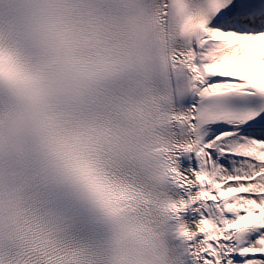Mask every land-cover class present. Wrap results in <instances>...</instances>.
I'll use <instances>...</instances> for the list:
<instances>
[{
    "label": "snow or ice",
    "instance_id": "1",
    "mask_svg": "<svg viewBox=\"0 0 264 264\" xmlns=\"http://www.w3.org/2000/svg\"><path fill=\"white\" fill-rule=\"evenodd\" d=\"M0 264H264V0H0Z\"/></svg>",
    "mask_w": 264,
    "mask_h": 264
}]
</instances>
